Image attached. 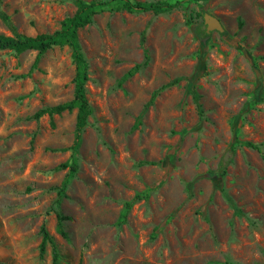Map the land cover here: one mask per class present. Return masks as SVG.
<instances>
[{
	"label": "rangeland",
	"instance_id": "374dc122",
	"mask_svg": "<svg viewBox=\"0 0 264 264\" xmlns=\"http://www.w3.org/2000/svg\"><path fill=\"white\" fill-rule=\"evenodd\" d=\"M76 1L0 10L35 37ZM131 1L175 7L116 1L78 31L92 114L62 192L77 111L34 115L73 100L72 50L53 47L31 75L36 51H0V264H264V0ZM204 12L225 31L200 38Z\"/></svg>",
	"mask_w": 264,
	"mask_h": 264
},
{
	"label": "trees",
	"instance_id": "16d2710c",
	"mask_svg": "<svg viewBox=\"0 0 264 264\" xmlns=\"http://www.w3.org/2000/svg\"><path fill=\"white\" fill-rule=\"evenodd\" d=\"M121 1L123 3V7L130 13L136 12H151L155 15H159L169 9L175 7V5L170 4L166 1H156L152 3H142V2H133L131 0H96L91 3H87L85 0H77L78 11L77 13L70 19L66 20L61 29L53 34H40L35 37L27 36L18 32L17 27L11 22L10 16L1 12L0 10V18L9 28L11 35L5 36L0 34V51L10 50L16 54H21L27 50H34L37 52L36 59L29 71V75H31L37 68L44 57V55L51 50L53 47L57 46H68L72 50V57L74 60V64L76 66V75L74 78V98L72 101L57 105L54 107H49L38 111L34 118L39 120L45 115L49 117H53L55 115H62L65 112H73L77 111V122H76V139L74 142V146L72 147L73 156L72 163H64L59 168L67 169L69 168V173L66 176V179L63 183V186L60 190L62 192L70 182V179L77 173L78 171V163L75 160L74 154L77 153L81 143V137L88 125V119L92 114V109L88 102L86 96V83L89 80L88 74V63L82 52L79 40H78V31L85 26L89 25L93 21V17L98 13L104 10L107 6H109L112 2ZM207 2L208 0H204ZM1 7V0H0ZM205 13V12H204ZM204 16V15H203ZM197 35L205 39L210 36L206 32V25H202V27L196 28ZM133 72L130 73L132 75ZM164 86L162 89L166 88ZM158 93V92H157ZM156 93V95H157ZM246 146L250 148L256 149L258 151L259 148L252 143H247ZM230 158H222L220 162V170H224L229 164ZM132 207V203L126 204V211L123 215V220L127 219L128 213ZM62 232V230H61ZM63 236L65 234L62 232ZM44 241L42 244V252L45 251L46 241L51 240L49 233L43 230Z\"/></svg>",
	"mask_w": 264,
	"mask_h": 264
},
{
	"label": "water",
	"instance_id": "95a60500",
	"mask_svg": "<svg viewBox=\"0 0 264 264\" xmlns=\"http://www.w3.org/2000/svg\"><path fill=\"white\" fill-rule=\"evenodd\" d=\"M204 24L206 25V32L207 34H211L212 32H219V33H223L225 31L221 21L208 13H205L204 15Z\"/></svg>",
	"mask_w": 264,
	"mask_h": 264
}]
</instances>
